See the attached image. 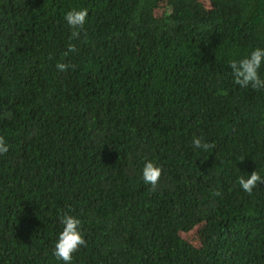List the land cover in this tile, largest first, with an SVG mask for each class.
<instances>
[{
    "label": "trees",
    "instance_id": "trees-1",
    "mask_svg": "<svg viewBox=\"0 0 264 264\" xmlns=\"http://www.w3.org/2000/svg\"><path fill=\"white\" fill-rule=\"evenodd\" d=\"M257 47L264 0H0V264H65V213L71 264H264V183L239 184L264 178V89L229 66Z\"/></svg>",
    "mask_w": 264,
    "mask_h": 264
},
{
    "label": "clouds",
    "instance_id": "clouds-1",
    "mask_svg": "<svg viewBox=\"0 0 264 264\" xmlns=\"http://www.w3.org/2000/svg\"><path fill=\"white\" fill-rule=\"evenodd\" d=\"M87 16V8L72 9L65 13V20L73 30L71 32L72 38H79L80 30L83 29ZM68 51H76L75 45L70 44ZM262 63H264V48L260 47L255 48L250 55L242 59L232 60L229 66L232 70L234 82L241 87L251 86L253 89H264V79L261 78L258 71ZM70 67L74 66L63 62L57 63V69L59 71H67ZM193 146L203 150L214 147L213 144L204 142L200 137H194ZM8 149V143L4 136L0 135V154L7 153ZM162 171V167L157 166L153 161H146L142 170L144 183L151 185L154 190L160 180ZM257 183H264V178L260 176L258 171H253L247 178H239L240 186L248 194L252 193ZM215 195L219 196L220 192L216 191ZM60 222L63 225V230L58 235L53 254L57 259L64 261L65 264H71L73 254L81 246H86L87 241L80 230V219L65 213L60 216Z\"/></svg>",
    "mask_w": 264,
    "mask_h": 264
},
{
    "label": "rangeland",
    "instance_id": "rangeland-1",
    "mask_svg": "<svg viewBox=\"0 0 264 264\" xmlns=\"http://www.w3.org/2000/svg\"><path fill=\"white\" fill-rule=\"evenodd\" d=\"M194 233L195 231L189 232V233H185L186 236H188L189 238H194Z\"/></svg>",
    "mask_w": 264,
    "mask_h": 264
}]
</instances>
